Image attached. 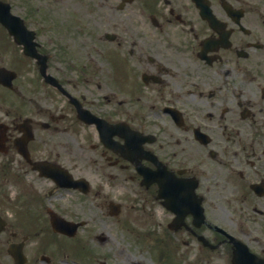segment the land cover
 <instances>
[{
    "label": "flooded vegetation",
    "instance_id": "flooded-vegetation-1",
    "mask_svg": "<svg viewBox=\"0 0 264 264\" xmlns=\"http://www.w3.org/2000/svg\"><path fill=\"white\" fill-rule=\"evenodd\" d=\"M90 9L69 60L27 17L60 86L0 22V264H143L103 231L112 198L189 264H264V0Z\"/></svg>",
    "mask_w": 264,
    "mask_h": 264
},
{
    "label": "rangeland",
    "instance_id": "rangeland-1",
    "mask_svg": "<svg viewBox=\"0 0 264 264\" xmlns=\"http://www.w3.org/2000/svg\"><path fill=\"white\" fill-rule=\"evenodd\" d=\"M11 1L14 4L15 11L26 15H29L30 12L32 14L35 13L34 16L36 17H48L51 18V22H57L56 29L49 31L45 37H52L54 42L60 43L63 46L67 45L68 52L70 53L72 51V38L76 32L73 22L79 18L85 19V17L91 14L90 11L93 10L90 9V0H30L32 3L28 2L26 5L21 4L22 0ZM115 191L118 195H121L123 189L120 185H116ZM163 216L161 212L156 217L154 215L141 214L140 211L137 213L133 212L134 222L137 224L136 228L139 229L135 232H130L126 229L124 221L108 217V228H105L103 231L112 233L113 243L110 242L111 246H120L119 242L121 241L125 245L127 254H131L133 258L141 261L143 264H156L160 261L159 257L165 256L167 264H173L176 254L183 257V254H187V251L185 248H179L175 245L170 248L165 246L169 238L167 231L160 225ZM147 227H149L147 230H142ZM95 233H98V230ZM156 244H160L161 248L152 247ZM192 255H190V258L193 257ZM175 261L176 264L179 263L177 260ZM125 262L127 263L126 260ZM125 262L120 260L114 262V264H126ZM163 262L165 263V261Z\"/></svg>",
    "mask_w": 264,
    "mask_h": 264
},
{
    "label": "water",
    "instance_id": "water-1",
    "mask_svg": "<svg viewBox=\"0 0 264 264\" xmlns=\"http://www.w3.org/2000/svg\"><path fill=\"white\" fill-rule=\"evenodd\" d=\"M1 15H2V13H0ZM8 24H10V23H8ZM12 30L17 34V38H19V39H22L19 35H18V30L17 29H14V28H12Z\"/></svg>",
    "mask_w": 264,
    "mask_h": 264
}]
</instances>
